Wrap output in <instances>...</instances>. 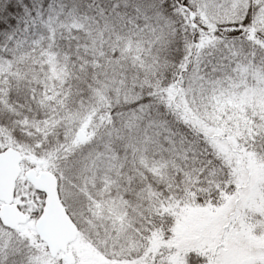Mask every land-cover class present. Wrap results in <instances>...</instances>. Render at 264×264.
<instances>
[{"label": "snow or ice", "instance_id": "1", "mask_svg": "<svg viewBox=\"0 0 264 264\" xmlns=\"http://www.w3.org/2000/svg\"><path fill=\"white\" fill-rule=\"evenodd\" d=\"M0 264H264V0H0Z\"/></svg>", "mask_w": 264, "mask_h": 264}]
</instances>
